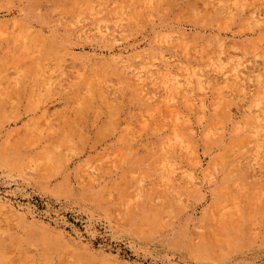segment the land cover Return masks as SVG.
I'll return each instance as SVG.
<instances>
[{"label": "rangeland", "instance_id": "rangeland-1", "mask_svg": "<svg viewBox=\"0 0 264 264\" xmlns=\"http://www.w3.org/2000/svg\"><path fill=\"white\" fill-rule=\"evenodd\" d=\"M262 85L264 0H0V264H264Z\"/></svg>", "mask_w": 264, "mask_h": 264}, {"label": "snow or ice", "instance_id": "snow-or-ice-1", "mask_svg": "<svg viewBox=\"0 0 264 264\" xmlns=\"http://www.w3.org/2000/svg\"><path fill=\"white\" fill-rule=\"evenodd\" d=\"M228 73L231 74V69L228 70ZM262 88H264V85H262Z\"/></svg>", "mask_w": 264, "mask_h": 264}]
</instances>
